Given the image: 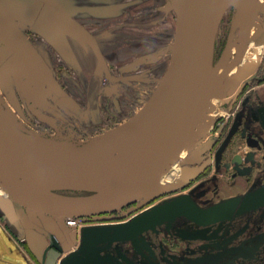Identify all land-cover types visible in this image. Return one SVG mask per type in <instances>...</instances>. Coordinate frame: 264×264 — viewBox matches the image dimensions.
Returning <instances> with one entry per match:
<instances>
[{
	"label": "water",
	"instance_id": "obj_1",
	"mask_svg": "<svg viewBox=\"0 0 264 264\" xmlns=\"http://www.w3.org/2000/svg\"><path fill=\"white\" fill-rule=\"evenodd\" d=\"M233 6L228 41L213 66H225L210 74L215 39L227 8ZM172 2L163 7L168 11ZM257 0H181L177 14L171 60L161 83L140 113L122 128L95 141L68 147H49L35 141L44 137L7 124L0 110V187L12 202L25 229L24 240L41 264H132L116 242L131 241L139 248L143 233L178 215L206 224L220 212L235 208L237 200L201 208L189 196H181L145 210L116 224L85 226L77 230L50 231L29 211L57 218L94 215L121 207L154 188L177 160L186 142L205 116L209 95L223 83L243 57L248 32L257 16ZM1 13H14L0 0ZM0 25L18 43L0 18ZM238 33V44L229 62V46ZM211 68V69H213ZM264 122V107L260 109ZM255 144V142H254ZM262 194L264 187L248 194L246 203ZM77 248L63 256L72 248Z\"/></svg>",
	"mask_w": 264,
	"mask_h": 264
},
{
	"label": "rangeland",
	"instance_id": "obj_2",
	"mask_svg": "<svg viewBox=\"0 0 264 264\" xmlns=\"http://www.w3.org/2000/svg\"><path fill=\"white\" fill-rule=\"evenodd\" d=\"M167 1L172 2V8L167 13L160 12L152 15L153 18H156L155 20L162 19L161 25L155 27L154 31L150 29L148 34L141 31L140 36L137 37L136 43L138 42L139 46L143 45V47L131 53L130 61L125 65L108 66V75L103 77L102 94L98 100L84 97L73 98L70 94L67 95L62 88L64 85L60 82L61 80L54 76L56 66L54 68L49 67L40 56L36 58L29 52L25 57L21 54H14L9 65H7L8 62L0 63V110L2 117L10 126L27 129L33 134L57 143L56 145L39 143L49 147H68L88 141L97 143V140L122 128L140 113L148 100L155 94L169 66L181 0H162L165 3ZM35 4L36 12L34 14L33 11L27 14L23 9L20 10L27 19H31L30 21L35 19L38 12L37 9L40 4ZM258 6L257 16L251 26L254 34L250 36L248 33L245 54L228 72L223 83L219 82L211 92L221 99L219 106L224 111L220 115L226 111L228 103L234 97H230L229 94L231 90H234L235 82H239L243 77L249 78L251 75L260 74L261 71H264V4L260 3ZM158 14L164 15L158 18ZM235 16H237L236 9L229 6L218 27L214 45V61H218L222 56ZM4 18H1L2 22ZM44 20V16L42 17L40 14L35 22L36 28H39ZM56 22L58 21L56 20ZM7 36L0 31L1 54L3 53L1 49L5 46L3 42H8V48L14 47L11 45L13 40ZM237 44L238 37L236 36L230 44L231 52L226 62L231 60ZM28 48L36 52L32 47ZM217 67H211L213 69L210 68V72L216 70ZM115 76H121L122 79L117 81ZM248 80L250 84L258 82L256 75ZM238 85L239 83H237ZM220 115L215 119H218ZM247 115H242L239 119L231 118L229 122L232 125L236 122L248 121L253 123V117L250 118V115V120H246ZM207 119L209 116L205 114L202 122L205 123ZM214 122H212L209 130L214 126ZM202 130L201 124L196 128L192 138L188 139V141L196 142V145L180 161L179 168L181 167L182 170L190 171L198 168L202 163L208 162L211 163L210 173L218 171L217 166L220 159L219 151L216 149L218 145L213 144L217 136L213 133L214 131H208L202 135L204 132ZM221 147H224L223 143ZM238 149L236 145H233L231 152L227 154L229 156L225 158L229 159L232 152ZM248 149L245 147L243 153H246ZM224 177L221 176L220 178ZM172 182L164 183L161 181L137 199L116 209L103 212L104 215L98 214L102 217H98L96 221L108 222L127 219L151 203L156 204L172 197L180 191V187H175L174 182ZM29 212L34 214V211L30 210ZM63 218V216H59V221L63 223L67 231H70L71 228L64 224ZM119 244L122 247H128L129 241H122ZM76 246L68 250L67 253L71 252L73 248H77ZM128 253L133 256L132 252Z\"/></svg>",
	"mask_w": 264,
	"mask_h": 264
},
{
	"label": "flooded vegetation",
	"instance_id": "obj_3",
	"mask_svg": "<svg viewBox=\"0 0 264 264\" xmlns=\"http://www.w3.org/2000/svg\"><path fill=\"white\" fill-rule=\"evenodd\" d=\"M20 10L22 7L19 5L17 15L27 19ZM27 20L30 22L31 19ZM238 33L239 28L236 36ZM214 53L215 50L212 67L217 62L214 61ZM255 75L258 82L250 84L248 79ZM255 75L235 82L234 90L229 94L230 97L234 96L233 99L209 130L217 136L213 144L218 145V171L210 173L211 163L208 162L190 171L180 167L179 176L173 180L180 191L172 197L156 204L151 203L127 219L97 222L96 219L102 217L98 214L104 213L90 215L86 226L125 222L145 210L181 196H189L201 208L235 199V208L220 212L217 219L206 224L185 214L178 215L144 232L143 239L138 241L139 248L131 241L128 247L116 242L109 250L123 263L125 259L117 254V249L132 264H264V198L262 194H257L253 201L246 203L243 208L241 206L248 194L264 187V122L260 112L264 107V71ZM242 115L248 116L244 117L246 120L250 115L255 123L247 121L232 125L229 122L231 118L239 119ZM222 143L224 147H221ZM233 145L239 149L226 159ZM245 147L249 149L243 153ZM128 252H132L133 256Z\"/></svg>",
	"mask_w": 264,
	"mask_h": 264
},
{
	"label": "crops",
	"instance_id": "obj_4",
	"mask_svg": "<svg viewBox=\"0 0 264 264\" xmlns=\"http://www.w3.org/2000/svg\"><path fill=\"white\" fill-rule=\"evenodd\" d=\"M7 3L15 12H0V18L5 17L6 29L19 41L16 43L0 25V31L11 37L14 46L8 48V42H3L0 63L9 65L14 54L25 57L29 52L36 58L40 56L49 67L56 66L54 76L61 80L67 95L96 100L102 94L108 66L128 63L131 53L143 47L136 43L140 32L148 34L150 29L154 31L161 25L162 19L155 20L152 15L168 12L163 9L166 3L162 0H7ZM35 3L40 4L37 14L45 18L38 30L37 15L30 22L17 15L19 5L28 14L36 11ZM32 215L50 231L60 227L57 218L35 212ZM24 234L12 202L0 192V264H41L29 249Z\"/></svg>",
	"mask_w": 264,
	"mask_h": 264
},
{
	"label": "bare ground",
	"instance_id": "obj_5",
	"mask_svg": "<svg viewBox=\"0 0 264 264\" xmlns=\"http://www.w3.org/2000/svg\"><path fill=\"white\" fill-rule=\"evenodd\" d=\"M260 3L261 4H264V0H257V5H259ZM258 8H259V6H258ZM250 32H251V29L249 30L248 33L250 34ZM230 52H231V46H229V50H228V53H227L225 62L227 61V58H228ZM224 66L225 65L222 64V65L218 66L216 70L211 71V72H210V69H209V73L210 74H218L219 72H221V70L223 69ZM220 103H221V99L220 98H217L214 95V93H211L209 95L208 107H207V109L205 111V114L207 116H209V119H207V121L205 123L201 121L197 125V126H199V125L202 124V129H203L202 131H204L202 133V135H204L205 133H207L209 131V129L211 128L212 122H214V119L224 111L223 109L220 108V106H219ZM4 121H5V119H4ZM193 135H194V133H192V135L190 136V138H192ZM35 142L37 144H39V143L50 144V145H56L57 144V143H55V141L53 142V141L48 140V139H45V140H42V141H35ZM97 144H101V142H97ZM195 145H196V142H191V141H187L186 142L185 146L181 150V152H180L177 160L171 166L170 170L167 173H165V174H163L161 176V179L160 180L162 182H164V183H171L173 180H175L179 176V172H180V168H179L180 165H179V163H180V161L194 148ZM57 147H59V146H57ZM1 191H2V189L0 187V192Z\"/></svg>",
	"mask_w": 264,
	"mask_h": 264
},
{
	"label": "built area",
	"instance_id": "obj_6",
	"mask_svg": "<svg viewBox=\"0 0 264 264\" xmlns=\"http://www.w3.org/2000/svg\"><path fill=\"white\" fill-rule=\"evenodd\" d=\"M90 215H81V216H75V215H64V224L71 228V230H77L78 232V240L80 241V234L82 232V229L87 225L86 224V218ZM72 247L76 246V244H71ZM77 247V246H76ZM74 249V248H73Z\"/></svg>",
	"mask_w": 264,
	"mask_h": 264
}]
</instances>
